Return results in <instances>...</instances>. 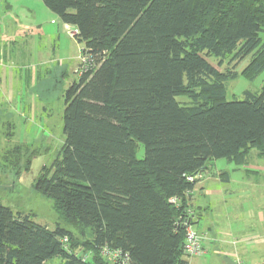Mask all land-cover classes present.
I'll list each match as a JSON object with an SVG mask.
<instances>
[{
  "label": "trees",
  "instance_id": "16d2710c",
  "mask_svg": "<svg viewBox=\"0 0 264 264\" xmlns=\"http://www.w3.org/2000/svg\"><path fill=\"white\" fill-rule=\"evenodd\" d=\"M42 1L94 68L65 90L61 157L34 183L64 224L0 203V264H108L105 245L129 264H184L177 221L196 175L217 158L241 165L252 148L264 157V83L227 100L238 73L207 60L251 56L242 75L264 72V0Z\"/></svg>",
  "mask_w": 264,
  "mask_h": 264
},
{
  "label": "rangeland",
  "instance_id": "374dc122",
  "mask_svg": "<svg viewBox=\"0 0 264 264\" xmlns=\"http://www.w3.org/2000/svg\"><path fill=\"white\" fill-rule=\"evenodd\" d=\"M81 48L42 0H0V203L49 229L64 222L53 200L37 192L34 183L43 166L61 157L65 90L77 79L75 67L71 69L77 64L72 56ZM250 59L207 57L218 70L238 73L226 82L227 100H241L245 90H263L264 72L252 79L242 75ZM176 100L187 102L184 96ZM143 154V145L137 142L135 155L142 158ZM207 170L224 175L220 179L210 174L204 187L211 207L208 217L216 224V241L204 247L202 255L205 264H229L232 257L225 256V260L213 250L229 252L227 242L254 229L259 212L264 214V157L252 148L241 165L217 158L209 161ZM197 177L203 179L205 174ZM78 253L86 259L93 257L86 248ZM46 264H61V259L53 257Z\"/></svg>",
  "mask_w": 264,
  "mask_h": 264
},
{
  "label": "crops",
  "instance_id": "0c3cea01",
  "mask_svg": "<svg viewBox=\"0 0 264 264\" xmlns=\"http://www.w3.org/2000/svg\"><path fill=\"white\" fill-rule=\"evenodd\" d=\"M62 24L65 29L66 26L74 27L72 25L65 24L63 22ZM80 50L78 51V53L80 52ZM78 53L74 51L73 53L74 55L72 56V59L74 61L76 60L75 63H78V59L76 55ZM76 65L77 64L73 65L71 69H73ZM207 172H208L207 169L201 172L202 175L205 174V177H203V179L198 178L197 177L198 175H196L197 182L194 186L192 194L187 200L188 208H190L193 211L191 225L194 228V230L205 236V239L203 241V247H205L206 249H208L207 246L209 247L210 242L216 241V238L213 236L214 230L216 228V224L212 222L208 217L211 207H210V201L207 200L208 190H205L204 187L207 179H209L210 174L212 178H220V179H223V175H224L223 173H219V172H214L210 174H208ZM224 177L228 179V175H225ZM197 190H201V192H197ZM227 244L230 245L229 252H221L219 250H213V253L224 256L225 260H226L225 256L232 257V260H234L235 257H238L241 260L242 264H264V214L262 212H259L257 224L255 225L254 229H251L249 231L248 230L242 231L240 237H238L237 239H233L231 243L232 245L229 243V241L227 242ZM182 260H184V262H187L188 264L207 263V259H204V255H196L188 258H184L182 255ZM232 260L231 263L229 264H233Z\"/></svg>",
  "mask_w": 264,
  "mask_h": 264
},
{
  "label": "built area",
  "instance_id": "2783aa9c",
  "mask_svg": "<svg viewBox=\"0 0 264 264\" xmlns=\"http://www.w3.org/2000/svg\"><path fill=\"white\" fill-rule=\"evenodd\" d=\"M67 32L71 36H75L77 34V29L71 26H66ZM94 68L93 59L82 52L80 50L78 55V63L73 69L76 78H79L83 74ZM192 176L188 177V180H192ZM186 194H192V191L187 192ZM173 202H176V199H172ZM193 216V211L190 208H186L182 216L179 217L177 224L181 226L185 232L184 244L182 247V255L184 258H188L191 256L202 255L205 253V249L203 247V241L205 236L203 234L198 233L191 225V219ZM67 238H63V242L67 243ZM101 256L105 259L108 264H129L128 254L122 252L120 249H112L107 245L103 246L100 250ZM86 257H82L84 260ZM184 264H188L184 262ZM233 264H242L238 257H235L233 260Z\"/></svg>",
  "mask_w": 264,
  "mask_h": 264
}]
</instances>
